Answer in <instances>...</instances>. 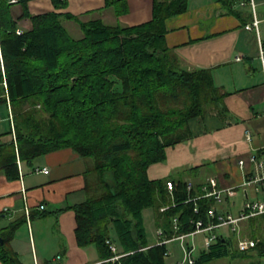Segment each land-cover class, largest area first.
<instances>
[{"label":"trees","instance_id":"obj_1","mask_svg":"<svg viewBox=\"0 0 264 264\" xmlns=\"http://www.w3.org/2000/svg\"><path fill=\"white\" fill-rule=\"evenodd\" d=\"M28 1H18L23 13L17 20L28 18L31 29L17 34L13 3L0 0V103L9 102L12 112L10 128L0 134V169L16 179L17 160L32 166L47 153L72 149L86 162L89 193L71 207L78 246L96 247L99 264H166L168 245L147 241L142 212L155 207L157 229L171 238L208 222L215 202L201 197L202 184L188 189L180 179L152 180L147 170L166 161L167 148L191 136L190 120L226 115L229 95L215 85L212 70L184 69L166 46L165 20L186 12L188 0H154L152 19L133 27L68 13L30 15ZM51 1L55 9L67 6V0ZM234 2L223 3L244 26L251 16L233 9ZM115 4L105 0L118 17L123 11ZM167 181L173 182L172 191ZM246 223L245 234L258 241L255 247L240 251L227 228L228 235L220 230L208 250L199 249L194 264L223 258L229 264H261L264 215ZM17 226L0 229L3 264H21L10 247ZM111 247L119 256L113 262Z\"/></svg>","mask_w":264,"mask_h":264},{"label":"crops","instance_id":"obj_2","mask_svg":"<svg viewBox=\"0 0 264 264\" xmlns=\"http://www.w3.org/2000/svg\"><path fill=\"white\" fill-rule=\"evenodd\" d=\"M18 1L11 7L14 20L23 13ZM115 1L123 11L118 17L112 9L105 8V0H67V6L60 9H55L51 0H29L26 7L30 15L68 13L128 27L152 19L154 0ZM224 1L188 0L186 12L165 20L164 38L184 69L212 70L215 85L229 93L224 98L227 114L207 113L190 120L191 136L167 148L166 161L151 165L147 175L152 180L168 177L182 180L179 177L183 176V181L189 184H202V192L208 188V179L215 178L218 189L234 188L236 195L224 194L223 203L217 205L219 212L233 213L232 210L239 211L245 200L264 198V188L256 192L240 186L252 169L249 157L256 155L264 160V86L257 35L245 30L235 15L227 13ZM239 1L235 0L233 9L249 12L248 6L241 7ZM254 1L259 38L264 44V0ZM30 29L28 18L17 20V30ZM2 106H5L9 129L12 121L9 102ZM246 132L251 135L249 142L245 140ZM239 160L245 162L242 169ZM35 168H47L48 173H37ZM86 170L85 160L70 148L47 153L32 166L19 160L16 179H8L0 169V229L18 225L10 247L21 264H99L102 261L96 247L78 246L75 236L76 216L71 207L88 198ZM239 190L241 204L237 208L235 200Z\"/></svg>","mask_w":264,"mask_h":264},{"label":"built area","instance_id":"obj_3","mask_svg":"<svg viewBox=\"0 0 264 264\" xmlns=\"http://www.w3.org/2000/svg\"><path fill=\"white\" fill-rule=\"evenodd\" d=\"M17 2V0H10V3ZM239 5L241 7L248 6L249 14L251 16V20L244 25V29L247 31H254L257 35L258 46H259V59L261 64V72L263 78V86H264V45L259 38L258 24L259 20L256 16V4L254 0H240ZM17 34H21L22 31L17 30ZM239 60V59H238ZM0 63H2L0 56ZM2 67V65H1ZM3 69V67H2ZM245 140L250 141L251 135L249 132L245 133ZM248 162L252 165L251 172L248 173L244 178V181L240 185L242 188H253L256 192H259L261 188H264V160L259 159L256 155H251L248 159ZM19 164V160H17ZM244 160H239L238 165L242 169L244 167ZM35 172L37 173H48V169H39L35 168ZM166 187L169 191H172L174 184L172 181L166 182ZM191 188V184L188 185V189ZM204 195L201 197H211L214 199V204L208 209L207 216L209 221L204 223L203 221H199L195 223L194 231L187 234H173L171 238H168L167 232L163 228H158L156 230V235L158 239L159 245H168L173 241H179L180 250L182 252L183 257L176 261L175 264H194L195 256L194 252L197 249V244L193 240V237L197 234H202V241L200 249L208 250L212 243L221 237L219 235V231L228 228L230 232L235 233L236 235V245L240 251L249 250L257 244L258 241L252 239L248 235L242 234V230L240 229V224L246 222L251 217L264 215V198H260L254 201L245 200V202L240 207L239 211L236 215L227 212H219L217 205L223 203V195L226 194L229 197H234L236 192L234 188L229 189H218L217 182L215 178L208 179V188L205 189ZM41 209L44 206L40 207ZM167 207H162L161 211H165ZM196 211V209H195ZM173 232H177V220L174 218L172 222ZM191 238L189 242H184L185 239ZM111 251L115 254L114 257L110 259L111 262L117 260L119 258L116 255V249L111 247ZM170 251L168 250L166 255H169Z\"/></svg>","mask_w":264,"mask_h":264},{"label":"rangeland","instance_id":"obj_4","mask_svg":"<svg viewBox=\"0 0 264 264\" xmlns=\"http://www.w3.org/2000/svg\"><path fill=\"white\" fill-rule=\"evenodd\" d=\"M76 38V37H75ZM4 104L0 105V120L1 118H4L3 121H0V132L2 131H6L9 127V122L7 120V113L5 110V106H2ZM3 116V117H1ZM179 177V176H178ZM90 178H92V175H90ZM179 178H181L182 180L185 179L183 176H180ZM241 190H239L238 192V197L237 200H235L236 202V207L238 208L241 204ZM252 199V198H250ZM233 214H236V209L232 210ZM143 215V223H144V228H145V234H146V238L147 241L150 244H156L158 239H157V235H156V229L158 226L157 223V209L155 207H150L148 209H145L142 212ZM240 229L242 230V234H245V232H247V230H250L249 225L246 222H243L242 224H240ZM226 234L228 235L229 232L227 230V228H224L221 230V234ZM249 236V235H248ZM250 237V236H249ZM191 238H187L184 240V242H189ZM193 240L196 242L197 244V249L194 252V256L197 255V252L200 249L201 246V241H202V234H197L193 237ZM168 249L170 250V256H168L165 259L166 264H175V261L182 258V252L180 250V244L179 241H173L171 243L168 244ZM209 264H229L227 261V258H223V259H218V260H214L212 262H210ZM261 264H264V259L262 260Z\"/></svg>","mask_w":264,"mask_h":264},{"label":"water","instance_id":"obj_5","mask_svg":"<svg viewBox=\"0 0 264 264\" xmlns=\"http://www.w3.org/2000/svg\"><path fill=\"white\" fill-rule=\"evenodd\" d=\"M0 242L2 243V239H0Z\"/></svg>","mask_w":264,"mask_h":264}]
</instances>
